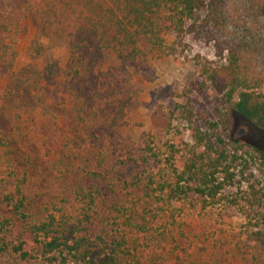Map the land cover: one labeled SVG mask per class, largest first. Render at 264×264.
Instances as JSON below:
<instances>
[{
    "label": "rangeland",
    "instance_id": "rangeland-1",
    "mask_svg": "<svg viewBox=\"0 0 264 264\" xmlns=\"http://www.w3.org/2000/svg\"><path fill=\"white\" fill-rule=\"evenodd\" d=\"M11 1L0 0V22ZM205 1L181 37L163 36L160 47L141 41L133 64L107 54L91 110L76 107L68 90L82 67L64 23L43 29L33 8H22L16 25L0 27V264H81L66 253L41 256L42 236L30 229L49 217L56 232L74 227L99 248L125 237L119 264H264V207H251L249 195L264 201V132L229 113L207 75L232 49L244 73L264 80V0ZM115 100H130L118 127ZM197 130L227 150L236 143L249 170L215 202L189 194L168 204L159 188L175 178L170 147L186 159ZM18 190L24 207L16 210ZM143 210L149 231L135 234L126 220ZM20 243L24 259L12 250Z\"/></svg>",
    "mask_w": 264,
    "mask_h": 264
},
{
    "label": "trees",
    "instance_id": "trees-1",
    "mask_svg": "<svg viewBox=\"0 0 264 264\" xmlns=\"http://www.w3.org/2000/svg\"><path fill=\"white\" fill-rule=\"evenodd\" d=\"M22 8H33V14L43 29L65 24L69 31L68 48L82 67V75L74 73L68 90L76 107L91 110L96 102L94 94L99 77L96 67L107 54H113L122 64H133L141 55V41L160 47L163 36L181 37L208 6L205 0H12L10 10L1 18L0 27L6 30L16 25L21 19ZM161 11L165 12L164 17L160 15ZM226 52L228 64L211 69L207 73L208 81L218 93H223V98L230 105L229 113L264 132V80L244 73L241 56L235 50ZM194 85L202 88L204 81L201 76L196 78ZM129 105L130 100H115L109 108L113 127L119 126ZM217 127L215 123L209 124L208 130L215 131ZM191 138L194 145L186 159L176 158L174 154H178V150L170 147L166 163L175 178L167 188H159L160 193L167 191L168 204L189 194L203 204L207 200L215 202L216 197L234 188L235 183L242 184L236 180L243 179L249 170L247 161L238 155L236 143L231 142V150H227L221 137L198 130ZM70 142L78 148L77 141ZM248 189L253 190V186ZM253 193L249 194L254 200L251 207H264L263 196L256 198L257 193ZM17 196L20 200L14 205L16 210L24 207V198L19 190ZM13 199L8 202H13ZM231 202L236 204V201ZM195 206L191 204V207ZM146 213L147 210H143L141 215L131 216L125 227L134 230L135 234L147 233ZM55 223V219L49 217L47 222L32 225L30 229L35 238L42 236V241L38 242L40 253L44 258L51 256L49 261L55 260V254L66 253L76 263L119 264L120 254L127 251L125 237L119 236L118 240H112L111 245L104 244L99 248L86 236L78 237V230L74 227L56 232ZM261 227L264 230V217L261 218ZM12 250L23 259L28 257L26 252H22L21 243Z\"/></svg>",
    "mask_w": 264,
    "mask_h": 264
}]
</instances>
